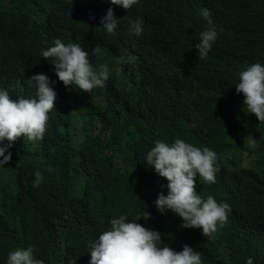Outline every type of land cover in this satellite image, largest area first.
Wrapping results in <instances>:
<instances>
[{
  "label": "clouds",
  "instance_id": "obj_1",
  "mask_svg": "<svg viewBox=\"0 0 264 264\" xmlns=\"http://www.w3.org/2000/svg\"><path fill=\"white\" fill-rule=\"evenodd\" d=\"M145 8L0 0V264H264V0Z\"/></svg>",
  "mask_w": 264,
  "mask_h": 264
},
{
  "label": "trees",
  "instance_id": "obj_2",
  "mask_svg": "<svg viewBox=\"0 0 264 264\" xmlns=\"http://www.w3.org/2000/svg\"><path fill=\"white\" fill-rule=\"evenodd\" d=\"M149 13H150V21L148 22L146 19V11L145 8L142 16H139V9L137 11V16L140 17L143 21V31H144V39L141 42H147L153 48V51L159 53L163 51L162 43H161V35L162 28L166 24L167 19L169 17V13L172 7L173 0H147ZM76 4V0H72V5ZM74 29L79 34H87L88 32L95 31L89 26L82 25L79 23H75ZM141 42H129L127 40H117L113 45L118 48H128L131 47L134 51H138L141 48ZM235 121H233L230 125V130L234 131ZM97 158L92 154H88L86 161L88 163H92L96 161ZM101 163V162H100ZM251 178V175L248 176V179ZM252 195L257 192V188L255 190L248 191ZM255 196V195H254ZM233 204H237L234 200ZM1 238V236H0ZM6 248V247H5ZM38 258L47 261L49 258V252L46 251L44 253H34Z\"/></svg>",
  "mask_w": 264,
  "mask_h": 264
}]
</instances>
